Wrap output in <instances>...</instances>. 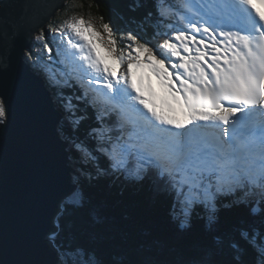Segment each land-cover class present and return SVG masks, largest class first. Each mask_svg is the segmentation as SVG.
<instances>
[{
  "label": "snow or ice",
  "instance_id": "6c2138e0",
  "mask_svg": "<svg viewBox=\"0 0 264 264\" xmlns=\"http://www.w3.org/2000/svg\"><path fill=\"white\" fill-rule=\"evenodd\" d=\"M11 3L0 0V21ZM165 7L171 17L160 6L155 15L161 22L176 19L181 27L169 24L166 31L142 36L80 17L37 35L50 67L63 66V56L105 96L103 108L89 101L96 123L88 135L98 143L87 150L88 158L98 165L104 156L105 172L141 180L154 175L182 205L185 220L199 209L213 224L231 197L241 198L255 217L258 197L264 221V0H182L179 7ZM153 15L149 11L145 20ZM6 70L0 56V75ZM145 77L156 78L160 93L145 86ZM48 79L61 89L83 87L63 71ZM73 98L85 101L88 94L69 98L61 91L59 103L78 125L84 117L77 118L79 105ZM9 118L8 96L0 91V129ZM58 133L71 139L66 129ZM73 147L86 148L82 141ZM129 160L136 166L130 167ZM238 235V240L230 234L214 238L224 259L190 264H264V223L240 228ZM49 243L57 253L56 264H68L69 249L56 232Z\"/></svg>",
  "mask_w": 264,
  "mask_h": 264
},
{
  "label": "trees",
  "instance_id": "16d2710c",
  "mask_svg": "<svg viewBox=\"0 0 264 264\" xmlns=\"http://www.w3.org/2000/svg\"><path fill=\"white\" fill-rule=\"evenodd\" d=\"M156 5L157 0H68L47 25H54L61 16L82 15L99 25L110 22L121 32L132 30L142 36H151L154 31H162L163 28L155 15ZM149 11L154 15L145 20ZM44 32L47 35L46 29ZM35 43H38L37 39ZM30 52L28 50V54ZM29 56L33 58V55ZM60 69L55 67L51 72L56 74ZM57 103L63 113L60 108L64 106L59 101ZM67 114L70 115L69 112ZM76 127L77 134H73L61 122L58 129H66L71 139L66 140L62 135L60 138L71 146L82 141L88 150L94 149L96 141L86 137L85 121L80 120ZM76 155L73 150L72 161L78 164L73 174V181L78 186L75 192L77 198L71 196L67 199L56 219L58 239L69 249L66 252L68 264L220 261L225 256L220 253L222 246L214 243L216 236L230 234L238 240L240 228L250 225L261 228L264 223L259 211L255 217L250 216L248 205L235 201L228 207L220 206L218 220L213 224H209L206 214L199 209L190 220H185L176 214L181 213L182 205L174 201L172 194L154 175L141 180L126 173L105 172L103 169L107 167L102 164L101 158L98 165L89 158L83 164ZM92 164L103 172L96 173ZM209 252L212 255L209 256Z\"/></svg>",
  "mask_w": 264,
  "mask_h": 264
},
{
  "label": "water",
  "instance_id": "95a60500",
  "mask_svg": "<svg viewBox=\"0 0 264 264\" xmlns=\"http://www.w3.org/2000/svg\"><path fill=\"white\" fill-rule=\"evenodd\" d=\"M68 0H12L0 21L7 70L0 91L10 118L0 129V264H56L49 236L63 203L76 190L60 114L24 60L35 36ZM35 77V79L33 78Z\"/></svg>",
  "mask_w": 264,
  "mask_h": 264
},
{
  "label": "clouds",
  "instance_id": "9594fccd",
  "mask_svg": "<svg viewBox=\"0 0 264 264\" xmlns=\"http://www.w3.org/2000/svg\"><path fill=\"white\" fill-rule=\"evenodd\" d=\"M61 11V10H60ZM56 16V14L52 17V18H54ZM69 16V15H68ZM51 18V19H52ZM63 18L64 17H62L61 16V18L59 19V20H57L55 23H54V25H52V26H48L47 24L43 27V29L45 30L46 29V32H48V30L49 29H54V28H57V27H63L66 23L64 22V20H63ZM50 19V20H51ZM49 20V21H50ZM40 33V32H39ZM34 43H35V40H34V42L32 43V45H31V48L29 49V50H31V53H34L33 54V58H31L30 56H29V54H28V50H26V52H25V56H24V60H25V62L27 63V65L29 66V70H30V72L40 81V83L42 84V86H43V88H44V90H45V92H46V94H47V91H50L51 93H52V95H53V106L55 107V110H56V112L57 113H59L61 116H62V118L63 119H61V122H63V123H65L66 125H67V127L69 128V130L71 131V129L75 126L76 127V120H73V118H69V117H71L70 115H68L67 113L69 112L68 110H66V108L64 107V108H60V109H62L63 110V113L59 110V108L57 107V101H59V99H60V95H61V91L63 92V94H64V96H66V97H69V98H72V97H74L75 95H79V93L78 94H76L77 93V90L79 89V88H75V89H72V88H68V87H63L62 89L60 88V87H53L51 84H50V82H49V79H48V75L50 74V72L53 70V68H55V67H60V68H62V66L61 65H56V66H53V67H50V65H51V63L52 62H50L49 61V59H48V55H47V53L46 52H44V51H42V50H40L42 47L40 46V42L38 41V43H35V45H34ZM55 44V41L53 42V45ZM34 45V46H33ZM35 47L37 48V49H35ZM54 56H55V54H53ZM37 56L39 57V58H37ZM61 59V58H60ZM37 60H40L41 62H42V64L41 65H38V62H37ZM62 60V59H61ZM64 69H66V70H68V71H66V73H68L71 77H73V78H75L76 77V74H77V76H78V73H77V71H76V69L74 70V71H71V70H69L68 68H64ZM64 72V71H63ZM56 76H59L60 75V73H56L55 74ZM48 95V94H47ZM74 95V96H73ZM72 103L73 104H76V100L73 98L72 99ZM75 111H78V113L76 112V114H79L78 115V118H79V116H80V111H79V109H75ZM92 117V118H91ZM89 120H93V119H95V116L93 115V114H91L90 116H89ZM71 121H72V124H71ZM58 123H59V119H58ZM93 123H95L94 121H93ZM92 123V124H93ZM57 128H58V124H57ZM87 128V127H86ZM72 132V131H71ZM73 134H77V132L75 131V132H72ZM88 133H89V131H88V128H87V130H86V133H85V135H86V137L88 138ZM65 143H66V150H67V152H68V159H69V164H70V166L72 167V172H71V174H72V178H73V174H75L76 173V167L78 166V164L77 163H74L73 161H72V153H73V150L76 152V154H78V155H76V156H78L77 158H78V160L81 162V163H83L84 164V160H87L88 161V155H87V148H85L84 150H80V151H77L73 146H71V144L70 143H68L67 141H65ZM96 147V146H95ZM103 158H105L104 156H103ZM105 160V159H104ZM104 162H107L108 163V161L107 160H105ZM104 162L102 163V164H104ZM93 165V167L95 168V169H93L96 173L97 172H102V169L101 168H99L100 170L99 171H97L96 170V166L94 165V164H92ZM104 166H106V167H108V165H104ZM100 175V174H99ZM75 184V183H74ZM77 185H76V189H77ZM75 192H76V190H75ZM74 192V193H75ZM72 196V195H71Z\"/></svg>",
  "mask_w": 264,
  "mask_h": 264
},
{
  "label": "bare ground",
  "instance_id": "6f19581e",
  "mask_svg": "<svg viewBox=\"0 0 264 264\" xmlns=\"http://www.w3.org/2000/svg\"><path fill=\"white\" fill-rule=\"evenodd\" d=\"M41 29H43V28H41ZM41 29L39 30V32L41 31ZM47 33H48V32H47ZM49 39H51V38H49ZM53 46H54V45H53ZM33 54H34V53H33ZM53 54H55V52H54ZM60 58H61L62 61H63V66H62V68L60 69V71H64V72L68 71V70H66V69H64V68H68V69L71 70V71H74V70L76 69V67H75L74 65L70 64L68 60L64 59L63 56H61ZM60 71H59V73H60ZM50 73H52V72H50ZM74 79H76V78H74ZM76 80H77V79H76ZM77 88H80V87H77ZM82 91H85V89L80 90V91H79V94H81ZM47 94H48V97H49V99H50V101H51L52 108L55 110V107L53 106V95H52V93H51L50 91H47ZM98 94H99V95H104L103 92H101V91H98ZM61 119H63L62 116H60V118H59L58 126L61 124ZM57 131H58V128H57ZM58 134H59V133H58ZM60 135H61V134H59V136H60ZM73 177H74V176H73Z\"/></svg>",
  "mask_w": 264,
  "mask_h": 264
},
{
  "label": "rangeland",
  "instance_id": "374dc122",
  "mask_svg": "<svg viewBox=\"0 0 264 264\" xmlns=\"http://www.w3.org/2000/svg\"><path fill=\"white\" fill-rule=\"evenodd\" d=\"M80 17H83L84 19H89L88 17H84V16H82V15H80V16H78V15H69V16H65L64 18H63V20H64V22L65 23H68V22H70L71 20H73V19H76V18H80ZM93 22L97 25V26H99V24H97V22H95L94 20H93ZM48 34V33H47ZM37 35H39V33L37 34ZM37 35L35 36V39H36V37H37ZM49 38H51V37H49ZM40 42V41H39ZM121 44H123V42L121 43ZM55 45V44H54ZM121 46H123V45H121ZM35 49H37L36 47H35ZM40 50H42L43 51V49L41 48ZM37 62H38V65H41L42 64V62L40 61V60H37ZM109 63H111V61L109 60L108 61ZM78 104V103H77ZM85 104V103H84ZM84 104L83 105H81V104H78L79 105V107H78V109H79V111H80V109H85V106H84ZM88 105H89V102H88ZM90 108L92 107V106H89ZM81 112V111H80ZM82 113V112H81ZM78 126V125H77ZM70 165V164H69ZM104 165H108V163L107 162H104ZM71 198V196L68 198V199H70Z\"/></svg>",
  "mask_w": 264,
  "mask_h": 264
}]
</instances>
